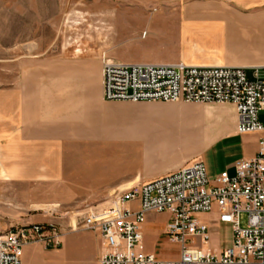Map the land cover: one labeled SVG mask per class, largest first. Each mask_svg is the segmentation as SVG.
I'll return each mask as SVG.
<instances>
[{
    "label": "rangeland",
    "instance_id": "rangeland-1",
    "mask_svg": "<svg viewBox=\"0 0 264 264\" xmlns=\"http://www.w3.org/2000/svg\"><path fill=\"white\" fill-rule=\"evenodd\" d=\"M221 9L264 13V0H0V163L4 166L2 171L0 164V233L28 223L54 222L64 227V222L78 221L87 205L106 197L63 194L64 184L57 186L47 174L48 153L53 149L30 141L17 142L14 95L31 82L23 79L24 65L39 67V62L51 58L102 52L130 61L152 50L186 57L208 55L214 48V36L186 26L189 20L179 18L182 13ZM236 43L243 41L237 39ZM249 50L246 46L250 57ZM246 71L251 78L252 70ZM137 118L127 125L182 141L195 140L205 125L177 121L170 115ZM260 118L264 123V117ZM239 135L233 141L236 154L256 145L255 136ZM216 217V209L197 215L209 224L210 236L205 244L195 243L213 253L228 247L232 237L231 225L213 224ZM167 223L166 212L147 213L143 245L159 258L174 260L180 245L164 234ZM239 225L246 227V213H240ZM74 242L77 247L65 245V241L59 248L47 247L55 251L37 246V254L24 249L21 264H96L97 248L91 234L74 235Z\"/></svg>",
    "mask_w": 264,
    "mask_h": 264
},
{
    "label": "crops",
    "instance_id": "crops-1",
    "mask_svg": "<svg viewBox=\"0 0 264 264\" xmlns=\"http://www.w3.org/2000/svg\"><path fill=\"white\" fill-rule=\"evenodd\" d=\"M201 2L203 0H193V3ZM179 19L189 20L186 26L214 36L211 40L214 48L208 55L186 57L152 50L134 56L135 61H130L102 52L96 56L51 58L39 62V67L31 64L22 68L23 79L31 82L14 95L15 136L17 142L30 141L53 149L48 153L47 174L57 186L64 184L66 191L63 194L107 196L151 181L196 158L204 162L210 178L222 171L233 176L235 161L256 154L258 134H249L255 136V146L235 153L233 141L240 135L236 131L237 116L230 103L130 102L103 98V56L124 63L226 65L241 66L246 70L258 67L264 73L261 71L264 70V13L225 9L192 11L182 13ZM237 39L243 44H235ZM246 46L250 48V57L246 54ZM36 79L37 84L33 82ZM19 80L20 75H17V82ZM148 114L203 123L204 130L195 140L182 141L138 131L135 126L127 125V122ZM1 166L3 171L4 166ZM133 204L137 205L136 202ZM213 224L219 223L215 220ZM63 225L65 227L67 222ZM84 233L82 230H64L62 241L77 247L74 235ZM91 236L97 248L95 263L100 264L103 243L97 235ZM37 246L57 250L36 242L24 245L22 255L24 249L37 254Z\"/></svg>",
    "mask_w": 264,
    "mask_h": 264
},
{
    "label": "built area",
    "instance_id": "built-area-1",
    "mask_svg": "<svg viewBox=\"0 0 264 264\" xmlns=\"http://www.w3.org/2000/svg\"><path fill=\"white\" fill-rule=\"evenodd\" d=\"M101 75L102 96L108 101L232 104L237 133L258 134L256 154L235 161L233 176L222 171L210 178L196 158L87 205L82 217L65 227L28 223L2 232L0 264H21L29 243L59 248L64 230L97 235L103 243L100 264H264V73L255 67L248 78L241 66L124 63L103 56ZM214 209L216 221L232 227L230 245L218 253L195 243L205 244L210 236L209 224L197 215ZM149 212L168 214L164 234L180 245L177 259L144 249ZM240 213L247 214L245 228L239 225Z\"/></svg>",
    "mask_w": 264,
    "mask_h": 264
}]
</instances>
